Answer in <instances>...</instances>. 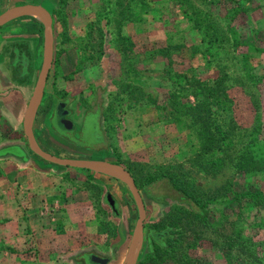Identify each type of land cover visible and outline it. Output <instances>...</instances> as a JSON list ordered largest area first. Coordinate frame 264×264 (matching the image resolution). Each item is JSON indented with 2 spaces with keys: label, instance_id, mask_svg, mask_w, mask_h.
Instances as JSON below:
<instances>
[{
  "label": "rangeland",
  "instance_id": "1",
  "mask_svg": "<svg viewBox=\"0 0 264 264\" xmlns=\"http://www.w3.org/2000/svg\"><path fill=\"white\" fill-rule=\"evenodd\" d=\"M55 1L56 60L64 62V78L76 86L74 92L53 86L39 97L34 139L41 151L55 157L123 166L144 205L142 239L138 236L127 257L138 209L126 177L100 166L75 168L44 160L29 146L25 110L17 128L0 123V142L21 138L31 164L41 161L46 167L35 165V172L7 162L10 157L0 160V264H85L84 253L73 254L84 248L101 258L119 257L111 264L134 259V264H264V201L257 205L251 194L260 191L264 198V0H78L92 18L79 40L80 51L87 53L79 54H72L78 44L68 36L75 30L71 17L78 12L77 1ZM125 19L144 20V29L157 40L120 35ZM88 67L89 83L80 87V72ZM54 72L56 79L59 71ZM98 73V80L91 77ZM13 87L2 92L6 96ZM26 96L29 105L34 92ZM64 100L77 126L85 107L101 105L100 125L88 131L93 142L74 144L70 136L72 144L67 143L55 133L58 127H49L50 113ZM203 125L211 127L213 140L205 139ZM98 132L103 141L106 137L105 145L95 139ZM96 143L95 149H86ZM238 163L248 170H239ZM162 177L193 191L199 207L210 200L208 217L200 219L185 204L161 206L148 200L144 189L154 197L168 191ZM107 193L118 200V219ZM15 204L22 213L12 212V217L9 209ZM67 206L82 217L73 223L65 215ZM82 222H92L95 232L86 234ZM166 223L181 244L175 254L150 255L146 229ZM240 234L249 239L247 246L226 247V239ZM73 242L81 247L66 250ZM250 254L258 255L259 262Z\"/></svg>",
  "mask_w": 264,
  "mask_h": 264
},
{
  "label": "crops",
  "instance_id": "2",
  "mask_svg": "<svg viewBox=\"0 0 264 264\" xmlns=\"http://www.w3.org/2000/svg\"><path fill=\"white\" fill-rule=\"evenodd\" d=\"M52 1H53V3L56 2L55 0H0V109H1V111H4V113H5V114H3V116H0V123L3 126H5L6 124L8 125V123H7V121H8L14 128H17V126L15 124L19 123V120L23 117L24 111L27 110L28 106H29L27 104V101H26L27 96L25 97V95L27 92H29L30 94H32L34 92L35 88L38 85V82L41 80L40 77L42 75L44 76V71L47 70V73L44 76L45 82L43 85L42 98H43L44 94H47L48 91L51 90V87H53V86L57 87V89H62L63 87H64L63 89H66V86H67V88L69 87L72 89V88H74V86H76V85H71L70 81L65 80V78H64V74H65L64 62H62L61 60L60 61L56 60L60 53H59V49L57 47L55 34L53 32V27H54V23H55V14L52 11V6H53ZM76 1H77L76 5L78 7L76 10H78V12L76 15L71 17V20L73 22V27L75 30L73 31L74 32L73 34L68 35V36L72 37L73 39H75L74 41H77V44H78V45H76V43H75V46L73 47L74 49H73L72 54H79L80 52H82V53L86 52L85 48L81 49V51H80L79 48H80L81 44H80L79 40L82 39L84 34H85L84 29H85V26L87 25L88 20L92 19L91 17L89 19V17L86 15V13L89 12V11H87L88 9H87L86 5L83 3H79L78 0H76ZM28 5L29 6H35V8H23V9H19L16 11H12L17 7L28 6ZM67 21H70V16L66 17V22ZM149 21L154 22L153 20H149ZM153 24H155V23H153ZM120 26H121L120 27V35H122V36H131V37L137 38V39L142 38V39H147V40H157V38L151 37L153 32H148L144 29L146 27L144 20H142V21L141 20H134L133 21V20L125 19L122 21ZM66 27L68 29L67 25H66ZM18 39H26V40H29L32 42V44H33L32 45V53H33V57H34V64L32 65V73L30 74V77H29L27 82L13 83L12 80L9 79V76L6 72V69H4V67L2 66L1 58L3 59V56L7 55V53H6L7 50L4 49L7 46L6 44L8 42L18 40ZM49 43H50V48H49ZM62 54H65V53L63 52ZM93 67H95V66H93ZM54 70L59 71L56 79H54V74H55ZM82 73L84 74V78L79 81V84H80V87L85 88V86L89 83V81H87L86 78L88 76L92 75V68L91 67L84 68L82 70V72H80V74H82ZM22 74L23 73L21 71H18V73H17L18 79H21L20 77H22ZM99 75H100V73H98L97 75H93L91 77L92 78L94 77L96 80H98ZM90 81H92V80H90ZM74 84H77V83L74 82ZM10 86H15V87H13L10 90L9 94L5 96V93H3L2 91L5 90L6 88L10 87ZM72 90L73 91H71V92H74V89H72ZM86 90H87V88H86ZM71 92H70V94H72ZM21 95L24 98H21ZM87 98H88V100H92V98H94L93 94L88 95ZM12 100H14V102H12ZM9 101H11V103ZM84 109L86 111V110H90L91 108H90V106H87ZM36 116L38 117L37 114H36ZM16 118H17V120H16ZM38 120L34 119L32 122L33 136L35 135V129L37 127H39V125H40ZM11 125H9V126L11 127ZM23 128H24V124H23ZM2 133H4V132H2L0 129V137L2 136ZM10 134H13V133L11 132ZM25 135H26V133H25ZM26 138H27V136H26ZM6 145H19L22 149H24V151H26L27 158H26V160H23L21 158H18V157L12 156V155H5V156H0V160L1 159L7 160V157H10V158H8L7 162H11V163H13V165H15L17 167L22 166L21 168H33L35 170V172H39L38 169L34 168V167H36L35 165H38L39 168L46 167V166H43L42 163H40L41 161L36 162L34 165L31 164V162H32V156L30 155L31 153L28 152V150L25 146V143L21 138L15 139V140L7 139V142L3 143V144L0 142V147L6 146ZM78 149L86 151V149H88V148L85 149V148L78 147ZM101 151H103V150H101ZM40 165L43 167H40ZM75 168H77V167H75ZM110 170H113V169L108 168L109 173L112 172ZM40 172H43V169H40ZM115 172H118V171H115ZM109 173H108V178L111 177V175ZM16 175L17 174H15V176ZM121 175H123V174L121 173ZM109 179H111V178H109ZM108 182H111V180H108ZM41 183H43V182H41ZM44 183H48V181H44ZM125 186L128 187V182L126 183ZM0 187H1V184H0ZM107 195H109L112 198V200L114 201V204H115L114 206L115 207L118 206L117 205L118 200H116L114 197H112V195H110V193H107ZM107 195H106V197H107ZM108 205H109V203H108ZM65 208H66L65 215L73 218L72 219L73 223L75 222V220H78L82 217V216H80V213L75 212L74 206H69V207L67 206ZM110 208H111V206H110ZM9 210H10L9 212L11 213L12 217H13L14 213L15 214H19L20 212L22 213V207H17V204L13 205V207L10 206ZM111 210L113 213H115V214L117 213L116 209L111 208ZM12 212H13V214H12ZM25 212H28V211H25ZM114 217H115V219L119 218V216L117 214ZM11 222H13V221L11 220L10 223ZM82 223L83 224L80 227H82V229H84V232H86V234L95 232L96 228H95V226H93V224H91L92 222L91 223L82 222ZM119 236L121 237L122 235H119ZM49 245L55 246V243L52 242V243H49ZM73 246H75V247H73ZM111 246H116V241L111 242ZM80 247L81 246L79 243L73 242L72 244L68 245L65 249L66 250H69V248L70 249L71 248H73V249L78 248L79 249ZM128 248H129V245H128ZM87 250L88 249L84 248V249L78 250L77 253H73V254L77 255L78 253L79 254L80 253L81 254L86 253L89 255L92 254L93 257H94V255H97V253H94L93 251L88 252ZM104 252H105V250L99 251V253L102 254V256L105 255ZM114 253L117 255L119 253V250L114 251ZM97 256H99V255H97ZM99 258L101 259V257H99ZM70 259L74 260L73 257L72 258L70 257ZM106 259L108 260L107 261L108 264H111V263L117 261L119 259V257H117L116 259L106 257Z\"/></svg>",
  "mask_w": 264,
  "mask_h": 264
},
{
  "label": "trees",
  "instance_id": "3",
  "mask_svg": "<svg viewBox=\"0 0 264 264\" xmlns=\"http://www.w3.org/2000/svg\"><path fill=\"white\" fill-rule=\"evenodd\" d=\"M198 105H196L195 107H193V110H197ZM207 112H210L208 109L204 108ZM198 116H200V113H198ZM101 122V105L100 104H96L93 110H87L85 111L83 117H82V125L84 127V136H82L81 138L75 139L73 137V134L70 135L72 136V138H74V141H72L74 144L77 142L80 145H87L86 142H93V136H92V132L89 133L90 131H93L94 129L96 130L98 128V126L100 125ZM205 123V121H204ZM207 124V123H205ZM216 126V125H214ZM213 126V127H214ZM209 128L211 130V132L209 131ZM202 129H204L207 133V136H205V139H209L210 141L213 140V138L211 136H209V134H211L212 136H214V133L211 129V127L209 126H202ZM216 129H218V127H216ZM89 131V132H88ZM99 133V132H98ZM86 136V137H85ZM204 137V136H203ZM98 143L103 145L106 144V137L103 139V136L98 135L97 138H95ZM76 143V144H77ZM89 147L87 148H91V149H95V147L99 146V144H89ZM109 148V145H108ZM97 149V148H96ZM5 155H12L18 158H21L23 160H26L27 158V154L26 151H24V149H22L19 145H6V146H2L0 147V156H5ZM242 155H240L239 160H241ZM238 169L243 171H247V167L243 166L242 164L238 163ZM162 179H166L165 181V188L168 189L167 192L165 193H160V195H157V197H154L153 195L149 194L147 189H144V193L145 196L147 197L148 200L150 201H154L155 203H157L158 205L161 206H166L169 204V202L173 201L178 203L179 205L185 204L189 207L190 211H194V213L197 215V217H199L200 219H205L208 217V207L209 206V201H205L206 204H203L199 207V202L196 200V197L194 196V192L190 191V189H188L187 187L185 188L183 185H181L179 183L178 180L173 179L172 177H167L164 178L162 177ZM251 194L255 195L256 198V204L259 205L261 204L260 201H264V198L262 196V194L260 193V191H256V192H251ZM241 198L238 197L237 200H240ZM195 204V205H194ZM145 246L147 251L150 253V255L153 256H159V255H165L167 253L170 254H175L176 252L173 251L175 249V247L181 244L182 238L181 237H176L174 233L171 232V226L168 225V223H166V225L162 228H157L154 226H150L146 229L145 232ZM252 242V241H251ZM249 243V239H247L246 236L242 237L241 234L237 235L236 240L235 239H226V247H231L233 244H235V247H241L242 245H246ZM252 244V243H251ZM263 248L262 250H264V243H263ZM255 248V247H254ZM251 256H249L251 259L255 260L257 263L259 262V258L258 255H253L250 254ZM82 256H88V254L84 253L82 254ZM94 257L99 258V256L94 255ZM185 262V260H181L180 264H185L183 263ZM261 262V261H260ZM87 264H90L88 261L86 262Z\"/></svg>",
  "mask_w": 264,
  "mask_h": 264
},
{
  "label": "flooded vegetation",
  "instance_id": "4",
  "mask_svg": "<svg viewBox=\"0 0 264 264\" xmlns=\"http://www.w3.org/2000/svg\"><path fill=\"white\" fill-rule=\"evenodd\" d=\"M6 53L7 55L1 58L2 66L6 69V72L9 76V79L13 83L16 82H27L30 74L32 73V65L34 64V57L32 53V42L26 39H18L6 44ZM9 71V72H8ZM21 71L22 77L18 79L17 73ZM24 71V72H23ZM26 72V73H25ZM18 80V81H17ZM70 111L67 107V101H57V104L53 111L50 113L48 122L49 127L55 130V126L59 128V132L55 131L64 141L71 143L70 135L73 134L75 139L81 138L84 136V127L82 121L79 126L72 123L71 126L68 122H72L69 118ZM86 137V136H85ZM72 144V143H71ZM91 149V148H88ZM85 264L88 261L90 264H101L100 261H97L92 254L84 256ZM100 260H106V257H102ZM104 264H108L105 262Z\"/></svg>",
  "mask_w": 264,
  "mask_h": 264
},
{
  "label": "water",
  "instance_id": "5",
  "mask_svg": "<svg viewBox=\"0 0 264 264\" xmlns=\"http://www.w3.org/2000/svg\"><path fill=\"white\" fill-rule=\"evenodd\" d=\"M23 8H35V6H21V7H17L12 11H16L19 9H23ZM11 12V11H10ZM49 48H50V43H49ZM47 70L44 71V76L46 75ZM43 75L40 77V81L38 82L37 87L34 90V96L33 99L30 101L28 109L26 111V115H25V119H24V131L26 133L27 139H28V143L30 148L40 157H42L44 160L51 162L53 164L56 165H62V166H70V167H77V168H92V167H96V166H100V167H104V168H110L113 169L115 171H118L119 173H122L129 185L130 188L134 194V197L137 200V209H138V218L133 230V234H132V238H131V243L129 246V251H128V256L129 254L132 253V249L133 246L135 244V241L137 240L138 236L141 237L142 239V228H143V222L145 219V210H144V205L142 204V201L140 200V198L137 195L135 186H134V182L132 180V177L129 175L128 171H126L122 166L114 164V163H108L105 161H96V160H85V159H68V158H59V157H55L52 156L50 154L44 153L43 151H41L38 148V145L34 139L33 133H32V122H33V116L35 114V110L37 108V104L39 102V97H41L42 92H43V85L45 82V77ZM71 126L73 125L72 122H68ZM109 205L111 206L112 209H115V204L114 201L112 200V198L107 195L106 197ZM140 247H141V243H140ZM137 256V253L136 255ZM97 261L100 260V258L94 257ZM108 260H100L101 264H104L105 262H107ZM135 259L132 260L131 262L128 261L129 264H134Z\"/></svg>",
  "mask_w": 264,
  "mask_h": 264
},
{
  "label": "bare ground",
  "instance_id": "6",
  "mask_svg": "<svg viewBox=\"0 0 264 264\" xmlns=\"http://www.w3.org/2000/svg\"><path fill=\"white\" fill-rule=\"evenodd\" d=\"M137 243H138V239L135 241L134 247H136ZM121 259H122V258H121ZM126 259H127V258H126ZM122 261H124V259H123Z\"/></svg>",
  "mask_w": 264,
  "mask_h": 264
}]
</instances>
